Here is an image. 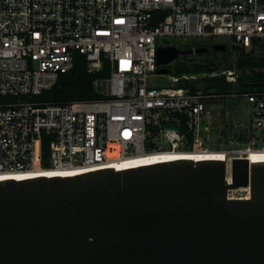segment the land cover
<instances>
[{
  "label": "built area",
  "instance_id": "2783aa9c",
  "mask_svg": "<svg viewBox=\"0 0 264 264\" xmlns=\"http://www.w3.org/2000/svg\"><path fill=\"white\" fill-rule=\"evenodd\" d=\"M171 38L212 45L227 39L246 54L262 53L264 0H0V182L121 172L165 163L164 153L217 161L208 156L219 151L231 185L234 159L250 166L253 154L264 160V92L221 96L208 88L215 77L237 84L229 65L167 74L170 89L151 85L160 75L158 49L173 46ZM76 54L85 57L88 73L109 66L110 77L94 82L105 99L38 100L74 68ZM234 98L250 108L247 126L226 121L220 102ZM217 134L222 143L214 141ZM250 198V180L228 191L229 200Z\"/></svg>",
  "mask_w": 264,
  "mask_h": 264
},
{
  "label": "water",
  "instance_id": "95a60500",
  "mask_svg": "<svg viewBox=\"0 0 264 264\" xmlns=\"http://www.w3.org/2000/svg\"><path fill=\"white\" fill-rule=\"evenodd\" d=\"M208 51L160 47L157 73ZM232 175L180 160L0 182V264H264V163L234 159ZM249 180L250 199H228Z\"/></svg>",
  "mask_w": 264,
  "mask_h": 264
},
{
  "label": "trees",
  "instance_id": "16d2710c",
  "mask_svg": "<svg viewBox=\"0 0 264 264\" xmlns=\"http://www.w3.org/2000/svg\"><path fill=\"white\" fill-rule=\"evenodd\" d=\"M235 49L237 53L243 57L238 62L239 67H248V74L243 70V76L238 78L237 84L227 83L223 77H215L211 80V88H214L215 92L221 96L230 94V90L232 89H236V92L238 91L240 93H247L254 90L264 92V71H256L253 69L255 66H260V68L264 67V50L262 55L256 57L249 56L252 53L246 54L243 48L235 47ZM246 55H248V57H244ZM199 56L204 57L205 55ZM188 57V55L184 56V58ZM227 65V63L216 64L213 61H208L205 64L185 62L183 65L177 66L175 73L176 75L202 73L205 71L218 70ZM108 77H110V68L108 65H105L104 69L99 73H88L85 57L76 54L74 68L68 73L62 74L55 87L50 91L43 92L37 99L44 101L45 104L52 105H68L76 102L104 100L105 97L96 91L94 82L98 79H105ZM234 86L235 88H233Z\"/></svg>",
  "mask_w": 264,
  "mask_h": 264
},
{
  "label": "rangeland",
  "instance_id": "374dc122",
  "mask_svg": "<svg viewBox=\"0 0 264 264\" xmlns=\"http://www.w3.org/2000/svg\"><path fill=\"white\" fill-rule=\"evenodd\" d=\"M218 41L223 42L226 45V47L228 48L227 53H224L221 56L220 55L215 56L213 54L212 55L204 54L205 55L204 57H200L199 55L194 54V55L189 56L188 58H184V56H180L174 63H171L168 65V69H170V76H175L176 75L175 70L177 66L183 65L185 62L194 63V64H196L195 62H198L201 64H205L208 61H213L216 64L227 63L228 65H230L232 69L237 71V73L239 74V78L243 76L242 75L243 70H245L246 74H248V71H249L248 67H244V68L239 67L238 62L243 57L240 56V54L237 53L236 50L234 51L232 49L233 48L232 43L227 39H219ZM166 42L168 45H173L175 47H178L181 50H189L191 48L202 47V46L209 47V46H212L213 44L212 42L206 39H192V38L190 39L171 38V39H168ZM260 55H262V53L257 54V53L252 52V54H250L249 56L259 57ZM244 57H248V55ZM253 69H255L256 71H261V70L264 71V67L260 68V66H255ZM168 80L169 79L167 75H156L152 77L150 81H151V85L154 87H160L161 89H170L173 86ZM210 85L211 83L208 85V88H211ZM233 88H235V86ZM212 89L213 91H215L214 88ZM230 91L236 92V89H232ZM220 104L224 108V110L229 113V119L226 121L230 123L231 125L233 123L235 125H238V126L240 125V127H242V126H247L250 123V118H251L250 108L248 105H246L244 101L240 102V100H236L234 98V100L221 101ZM221 128H222V125H221ZM231 129L229 130L230 133H232ZM214 141L216 143H222L221 134L215 135ZM211 148L214 149L215 147L213 146ZM240 194L242 193L241 192L235 193V195H240Z\"/></svg>",
  "mask_w": 264,
  "mask_h": 264
},
{
  "label": "bare ground",
  "instance_id": "6f19581e",
  "mask_svg": "<svg viewBox=\"0 0 264 264\" xmlns=\"http://www.w3.org/2000/svg\"><path fill=\"white\" fill-rule=\"evenodd\" d=\"M159 156V155H157ZM160 157L165 158V163L168 162H173V161H177V160H194V156L189 155V154H185V153H164L162 155H160ZM209 159L210 160H217V161H224V157L225 155L223 154V152H219V151H213L209 154ZM252 163H264V160H259V157L255 154H253L252 156ZM145 161V159H134L131 163H141ZM153 164H156L153 162ZM142 166H146L144 164H135L134 166H130L131 168H138V167H142ZM130 167H125V169L123 168L122 170H125L127 168L130 169ZM121 170V171H122ZM47 177V176H46ZM16 178H13V180H15Z\"/></svg>",
  "mask_w": 264,
  "mask_h": 264
},
{
  "label": "flooded vegetation",
  "instance_id": "af4514ba",
  "mask_svg": "<svg viewBox=\"0 0 264 264\" xmlns=\"http://www.w3.org/2000/svg\"><path fill=\"white\" fill-rule=\"evenodd\" d=\"M213 46V45H212ZM212 46H207L206 48L209 50L208 51V55H215V56H217V55H222V54H224V53H227L228 52V48L226 49V52H224V53H222V52H217V51H215V50H213V48H212ZM234 51L236 50L234 47L232 48ZM194 55V54H193ZM191 56V55H190Z\"/></svg>",
  "mask_w": 264,
  "mask_h": 264
}]
</instances>
